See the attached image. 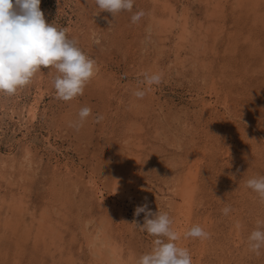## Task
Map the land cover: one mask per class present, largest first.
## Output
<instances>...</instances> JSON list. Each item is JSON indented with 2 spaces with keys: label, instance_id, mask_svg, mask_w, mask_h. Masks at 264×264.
<instances>
[{
  "label": "rangeland",
  "instance_id": "obj_1",
  "mask_svg": "<svg viewBox=\"0 0 264 264\" xmlns=\"http://www.w3.org/2000/svg\"><path fill=\"white\" fill-rule=\"evenodd\" d=\"M40 10L98 72L72 102L57 99L47 69L0 95V264H115L97 241L95 252L98 234L132 264L153 239L138 228L145 213L134 216L145 204L169 214L194 264H264L248 248L264 204L246 186L264 175V0H135L136 23L95 0H41ZM153 73L161 83L146 86ZM194 225L209 238H187Z\"/></svg>",
  "mask_w": 264,
  "mask_h": 264
},
{
  "label": "clouds",
  "instance_id": "obj_2",
  "mask_svg": "<svg viewBox=\"0 0 264 264\" xmlns=\"http://www.w3.org/2000/svg\"><path fill=\"white\" fill-rule=\"evenodd\" d=\"M40 3L41 0H0V95L14 96L47 69L48 74L55 73L53 87L57 99L72 102L84 94L96 77L98 66L75 40L69 39L67 28L46 22ZM95 4L101 12L111 13L114 18L131 13L133 23L144 16L143 11H133L135 0H95ZM144 83L149 87L159 85L161 76L145 74ZM134 95L142 98L145 91L137 90ZM91 114V108L82 107L78 120L71 126L78 131ZM246 186L264 204V175L248 179ZM230 211V207L223 209L224 215ZM141 213H145V218L138 228L153 239L150 250L133 256L132 264H193L190 250L178 246L181 236L174 230L167 212L158 208L154 213L145 204L136 207L134 216ZM185 236L204 241L209 233L194 225ZM248 248L256 255L264 253V218L256 220V227L248 236Z\"/></svg>",
  "mask_w": 264,
  "mask_h": 264
},
{
  "label": "bare ground",
  "instance_id": "obj_3",
  "mask_svg": "<svg viewBox=\"0 0 264 264\" xmlns=\"http://www.w3.org/2000/svg\"><path fill=\"white\" fill-rule=\"evenodd\" d=\"M215 5H216V4H215ZM212 8H213V7H212ZM172 9H173V8H172ZM174 9H175V8H174ZM216 9H217V8H216ZM168 10H169V9H168ZM216 11H217V10H216ZM175 14H176V13H175ZM177 15H178V14H177ZM169 17H170V16H169ZM187 17H188V15H187ZM161 18H162V17H161ZM170 18H171V17H170ZM173 18H175V16H174ZM213 19H214V18H213ZM187 20H190V19H187ZM153 22H154V21H153ZM163 22H164V21H163ZM173 22L175 23V21H173ZM176 22H177V21H176ZM155 23H156V22H155ZM160 23H162V22H160ZM160 23H159V24H160ZM165 23H166V22H165ZM159 24H158V25H159ZM176 24H177V23H176ZM180 24H182V23H180ZM165 25H167V24H165ZM187 25H188V24H187ZM179 26H183V25H179ZM188 26H189V25H188ZM160 27H162V26H160ZM162 28H163V27H162ZM165 28H166V27H165ZM180 28H181V27H180ZM186 28H187V27H186ZM189 28H190V26H189ZM163 29H164V28H163ZM181 29H182V28H181ZM168 30H169V29H168ZM187 30H188V28H187ZM182 31H186L185 27L182 29ZM218 31H219V30H218ZM189 34H190V33H189ZM193 34H194V33H193ZM196 34H197V33H196ZM185 35H186V34H185ZM185 35H183V36L185 37ZM216 36H217V34H216ZM188 38H189V35H188ZM191 38H192V37H191ZM194 38H195V36H194ZM178 40H180V39H178ZM195 40H196V39H195ZM197 40H198V38H197ZM202 40H205V37H204V39H202ZM191 41H192V40H191ZM199 41H200V40H199ZM201 42H202V41H201ZM194 43H196V42L194 41ZM198 43H199V42H198ZM202 43H203V42H202ZM204 44H205V43H204ZM184 45H185V44H184ZM175 46H177V45H175ZM179 47H180V46H179ZM192 47H195V46L193 45ZM197 47H198V46H197ZM176 48H178V47H176ZM184 48H185V47H184ZM188 48L190 49V47H188ZM198 48H199V47H198ZM175 50H176V49H175ZM190 51H191V50H190ZM176 52H177V51H176ZM191 53H194V52H191ZM179 54H180V53H179ZM200 54H201V53H200ZM195 55H196V54H195ZM178 56H179V55H178ZM196 56H197V55H196ZM179 58H180V57H179ZM182 60H183V59H182ZM183 62H184V61H183ZM183 62H182V63H183ZM183 64H184V63H183ZM197 65H198V64H197ZM203 65H204V64H203ZM202 68H203V67H202ZM209 73H210V72H209ZM208 76H209V75H208ZM210 76H211V75H210ZM30 112H31V111H30ZM33 112H34V111H33ZM33 112H32V113H33ZM32 115H33V114H32ZM127 143H128V142H127ZM0 160H1V159H0ZM192 162H193V161H192ZM12 166H13V165H12ZM192 168H193V167H192ZM183 178H184V177H183ZM174 180H175V179H174ZM179 180H180V179H179ZM184 180H185V179H184ZM180 183H181V182H180ZM186 183H187V181H186ZM191 184H192V183H191ZM185 186H186V185H185ZM185 186H184V187H185ZM189 187H190V184L188 185V188H189ZM181 188H182V187H181ZM188 188H187V189H188ZM173 190H174V189H173ZM191 190H192V189H191ZM177 191H178V190H177ZM180 191H182V190H180ZM89 192H91V191H89ZM189 192H190V191H189ZM181 193H182V192H181ZM184 193H185V192H184ZM99 194H100V193H99ZM177 195H178V194H177ZM180 196H182V195L180 194ZM182 197H183V196H182ZM189 197H190V196H189ZM95 198H96V197H95ZM185 198H187V197H184L182 201L185 202V200H186V203H184V205L181 204L182 202L180 203L181 207L184 208V210H182V212H183V211H186V209L190 207L189 204L187 203V202H188V200H187L188 198H187V199H185ZM105 199H106V198H105ZM178 199H179V198H178ZM180 199H181V198H180ZM180 199H179V200H180ZM0 200H1V199H0ZM3 200H4V199H3ZM8 200H9V199H8ZM4 201H5V200H4ZM189 201H190V199H189ZM1 202H2V201H1ZM1 202H0V203H1ZM12 202H13V201H12ZM17 202H19V201H17ZM179 202H180V201H179ZM9 203H11V202L9 201L8 204H9ZM1 204H2V203H1ZM2 205H3V204H2ZM9 205H10V204H9ZM9 205H8V206H9ZM108 205H109V204H108ZM4 206H5V205H4ZM13 206H14V205H13ZM97 206H98V205H97ZM102 206H103V205H102ZM111 206H112V205H111ZM113 206H115V204H114ZM177 206H178V205H177ZM177 206H176V207H177ZM188 206H189V207H188ZM5 207H6V206H5ZM21 207H22V206H21ZM179 207H180V206H178V208H179ZM0 208L3 209L2 206H1ZM9 208H10V207H9ZM104 209H105V208H104ZM179 209H180V208H179ZM179 209H178V211H179ZM9 210H10V209H9ZM47 210H48V209H47ZM58 210H59V209H58ZM101 210H102V209H101ZM0 211H1V210H0ZM44 211H45V210H43V212H44ZM49 211H50V210H49ZM53 211H54V210H53ZM118 211H119V210H118ZM118 211H117V212H118ZM189 211H190V209H189ZM43 212H42V213H43ZM120 212H121V215L124 214V213H123V209H120ZM42 213H41V214H42ZM46 213H47V212H46ZM185 213H188V212L186 211ZM178 214H179V212H178ZM117 215H118V214H117ZM174 215H175V214H174ZM183 215H184V214H183ZM42 216H43V215H42ZM42 216H41V218H43ZM124 216H125V215H124ZM124 216H122V217H124ZM178 216H179V215H178ZM185 216H186V215H185ZM47 217H48V216H47ZM50 217H51V216H50ZM99 217H100V216H99ZM107 217H108V216H107ZM117 217H118V216H117ZM186 217H187V216H186ZM189 218H190V217H189ZM118 219H119V218H118ZM177 219H179V218H177ZM181 219H182V221H184L185 218L183 219V217H182ZM8 221H9V220H8ZM41 221H42V223H41L40 228H39L40 230L42 229V228H41L42 226L45 227L46 224H48V223H47L48 219L43 218ZM117 221H118V220H117ZM182 221H181V222H182ZM188 221H189V220H188ZM188 221H187V222H188ZM53 223H54V222H53ZM117 223H118V222H117ZM175 223H176V222H175ZM177 223H179V222H177ZM188 223H189V222H188ZM50 224H51V223H50ZM97 224H98V222H97ZM180 224L182 225V223H180ZM183 224H184V222H183ZM186 224H187V223H185V225H186ZM7 225H8V224H7ZM10 225H11V224H10ZM95 225H96V224H95ZM99 225H100V224H98V226H99ZM176 225H177V224H176ZM101 226H103V225H101ZM182 226H183V225H182ZM26 227H28V226L26 225ZM44 227H43V229L45 230L46 227H45V228H44ZM107 227H108V226H107ZM179 227H180V225H179ZM187 227H188V226H187ZM53 228H55V227L51 226V229H52V230H53ZM98 228L100 229V227H98ZM101 228H102V227H101ZM184 228H185V227L183 226V229H184ZM179 229H181V227H180ZM183 229H182V230H183ZM185 229H186V228H185ZM54 230H55V229H54ZM105 230H106V229H105ZM182 230H181V232H183ZM15 231H16V230H15ZM50 231H51V230H50ZM178 231H179V230H178ZM184 231H185V230H184ZM20 232H21V231H20ZM43 232H44V231H43ZM97 233H98V232H97ZM100 233L103 234V232H100ZM183 233H184V232H183ZM45 234H46V232H45ZM181 234H182V233H181ZM96 235H97V234H96ZM98 235H99V234H98ZM98 235H97V237L95 236L96 239L94 240V242H93V240H92V242L94 243V246H95V252L98 253V250H97V248L99 247V246H97V243H98V245H100V246L103 245L102 247H104V249H105V248H106V250L109 249V254H110L111 257H112V259L105 258V260H104V258H103V256H102V260H101V261H102V262H103V261H105V262L111 261V262H113V263H115V264H116V263H117V264H118V263L123 264V258H122L123 256H122V257L119 256V254H120L121 252L119 251L120 253H118V252H117V249H114V248H113V246H115V245L112 244V245H113V246H112L111 243H109V242L107 241L108 238H106V239L103 238V242L101 241L102 244H100V242H98V239H102V238H101L100 235H99V236H98ZM42 236H44L43 233H42ZM92 237H93V235H92ZM92 237H91V238H92ZM104 237H106V236L104 235ZM109 237H110V236H109ZM181 238H182V237H181ZM86 239H87V238H86ZM89 239H90V238H89ZM26 240H27V239H26ZM96 241H97V243H96ZM99 241H100V240H99ZM88 242H89V240H88ZM90 242H91V239H90ZM90 242H89V243H90ZM110 242H111V240H110ZM91 245H92V244H91ZM178 246H179V245H178ZM118 247H119V246H118ZM115 248H116V247H115ZM99 249H101V248H99ZM118 249H120V248H118ZM122 250H123V249H122ZM58 251H59V250H58ZM99 251H100V250H99ZM101 251H102V250H101ZM101 251H100V252H101ZM100 252H99V253H100ZM104 253H105V252H103V254H104ZM95 254H96V253H95ZM98 255H99V254H98ZM121 255H122V254H121ZM199 255H200V253H199ZM99 257H101V256H99ZM108 257H109V256H108ZM97 259L100 260V258H98V256H97ZM125 259H126V258H125ZM95 260H96V259H95ZM96 261H97V260H96ZM193 261H194V260H193ZM127 262H128V261H127ZM193 264H194V263H193Z\"/></svg>",
  "mask_w": 264,
  "mask_h": 264
}]
</instances>
